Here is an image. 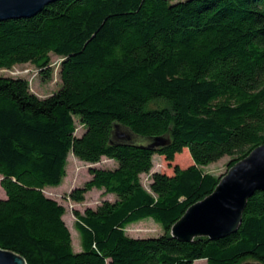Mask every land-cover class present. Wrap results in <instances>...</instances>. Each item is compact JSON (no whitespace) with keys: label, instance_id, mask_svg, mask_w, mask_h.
Segmentation results:
<instances>
[{"label":"trees","instance_id":"16d2710c","mask_svg":"<svg viewBox=\"0 0 264 264\" xmlns=\"http://www.w3.org/2000/svg\"><path fill=\"white\" fill-rule=\"evenodd\" d=\"M51 53L59 87L47 95L30 91L23 75L0 74L1 248L26 264H264V190L247 198L232 233L181 241L169 232L220 177L202 166L227 155V169L264 142V0H53L0 20V68L28 62L48 79ZM114 121L167 142L110 143ZM183 147L190 164L150 171L153 154L171 161ZM68 153L114 161L88 166L67 194L77 202L91 188L112 195L73 209L78 251L63 205L42 191L61 182ZM144 218L162 233L125 232Z\"/></svg>","mask_w":264,"mask_h":264},{"label":"water","instance_id":"95a60500","mask_svg":"<svg viewBox=\"0 0 264 264\" xmlns=\"http://www.w3.org/2000/svg\"><path fill=\"white\" fill-rule=\"evenodd\" d=\"M51 1L0 0V20L31 16ZM108 141L153 148L164 145L167 136L139 137L127 126L114 121L110 125ZM255 190H264V142L234 161L220 175L209 193L190 203L170 225V235L181 241H190L194 236L215 239L234 232L241 220L246 200ZM0 264L26 263L20 254L0 247ZM239 264L262 263L244 260Z\"/></svg>","mask_w":264,"mask_h":264},{"label":"rangeland","instance_id":"374dc122","mask_svg":"<svg viewBox=\"0 0 264 264\" xmlns=\"http://www.w3.org/2000/svg\"><path fill=\"white\" fill-rule=\"evenodd\" d=\"M60 58L55 54H50V67L52 68L50 77L44 78L41 76L40 72L36 67L28 62L16 63L10 68H0V74L2 75H23L27 78L29 83L30 91L34 92L38 96H44L49 94L51 91L59 87V78L57 75V66ZM82 131V126L76 122V128L74 133L77 135ZM185 150L187 153V158L183 156L179 159L175 157ZM180 152L173 155L171 161H167L160 154H153L152 156V166L150 171L158 170L170 174L172 172V166L177 164L180 167H184L190 164L191 158L186 147H183ZM229 156L223 155L217 160L210 162L202 166L203 170L213 173L215 175H221L226 171V161ZM114 165V161L102 156L97 162L89 163L77 159L71 153L66 156L65 164V175L63 176L61 182L58 185L45 186L42 191L45 195L54 198L57 202L61 203L64 207V213L62 218L68 227L71 239V246L74 251L80 249L79 237L76 229L73 226V209L82 211L85 207H95L101 199L107 198L111 199V194H103L101 189L91 188L84 193V198L81 201H73L68 197V192L71 188L79 186L82 182L88 178V166H98V167H111ZM141 182L147 184V174L140 175ZM0 197H4L3 189L0 187ZM127 234L132 236H149L158 235L162 233V228L158 223L153 221L151 218H144L135 222H131L124 227ZM203 258H198L193 260L191 264H204Z\"/></svg>","mask_w":264,"mask_h":264}]
</instances>
